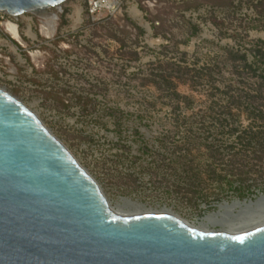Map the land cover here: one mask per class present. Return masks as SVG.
<instances>
[{"label": "rangeland", "instance_id": "374dc122", "mask_svg": "<svg viewBox=\"0 0 264 264\" xmlns=\"http://www.w3.org/2000/svg\"><path fill=\"white\" fill-rule=\"evenodd\" d=\"M138 4L142 22L121 13L92 21L85 0H69L47 10L58 15L53 37L34 15L35 44L1 29L0 86L95 176L113 208L124 199L195 226L263 213L264 119L246 106L264 91V0Z\"/></svg>", "mask_w": 264, "mask_h": 264}, {"label": "water", "instance_id": "95a60500", "mask_svg": "<svg viewBox=\"0 0 264 264\" xmlns=\"http://www.w3.org/2000/svg\"><path fill=\"white\" fill-rule=\"evenodd\" d=\"M67 1L0 0V11L43 16ZM0 264H264V222L207 230L160 210L115 211L95 176L0 86Z\"/></svg>", "mask_w": 264, "mask_h": 264}, {"label": "built area", "instance_id": "2783aa9c", "mask_svg": "<svg viewBox=\"0 0 264 264\" xmlns=\"http://www.w3.org/2000/svg\"><path fill=\"white\" fill-rule=\"evenodd\" d=\"M85 4V12L92 21L99 19L103 15L112 16L116 13H121L122 16L126 15L132 20H138L141 22L144 21V14L139 7L138 0H85ZM78 9L80 8L77 7L75 11V22L77 23L81 22V12L79 14V20H77ZM33 17L34 14L32 13H24L17 16H13L7 12L0 11V30L2 29L5 36L12 37L8 27H15L19 37L21 34V40H28V42L31 44L38 43L39 39L37 35L32 31ZM57 20L58 17L55 18V29L51 37H53L57 32ZM43 22H46L45 18H43V20L41 21V25ZM141 28L145 32V36L148 37L150 35V30L147 26V23H141ZM4 41L8 43V41H6L5 39ZM22 42L24 43L23 40ZM12 47H14L15 49H13ZM12 47V53L14 55H17L18 60L22 62V57L17 51L19 49L15 45H13Z\"/></svg>", "mask_w": 264, "mask_h": 264}, {"label": "bare ground", "instance_id": "6f19581e", "mask_svg": "<svg viewBox=\"0 0 264 264\" xmlns=\"http://www.w3.org/2000/svg\"><path fill=\"white\" fill-rule=\"evenodd\" d=\"M79 13H80V9L77 10V19H79V17H78ZM43 16L46 19V22L42 23V25H43V28L41 27L42 28V32L47 37H51L53 35L54 29H55V23H54L55 16H54V14H50V13L49 14L48 13L44 14ZM8 29H9V31H10V33H11V35L13 37H15V38L19 37L17 35V31H16L15 27H8ZM263 199H260V200H258L256 202L243 203L242 207L243 206L246 207V208L255 207L256 205H259V203H261V201ZM238 204H239L238 202H235V203H233L231 205L223 203L219 207L223 208V209H226L227 211H231V209L234 208V206L238 205ZM113 209L115 211H117V212H122V213H126V214H131V215L150 211L148 209H145L143 207V205H141V204H139L137 202H130V201H126L124 199L122 200V202H120L118 204L117 207H114ZM161 211L174 214L169 209H163ZM174 215H176V214H174ZM219 216H221V215H219ZM209 217L205 218V221L203 223H201L198 227H201V228H204V229H207V230H212L207 225L221 224L222 228L220 230H225V231H244V230H248L250 228L256 227L259 224L264 222V212L260 213V214L259 213L255 214L254 211L253 212L252 211L249 212L246 216H244L242 218H239V219H236V220H232L231 222H223L222 223L219 218H215L214 216H209Z\"/></svg>", "mask_w": 264, "mask_h": 264}, {"label": "trees", "instance_id": "16d2710c", "mask_svg": "<svg viewBox=\"0 0 264 264\" xmlns=\"http://www.w3.org/2000/svg\"><path fill=\"white\" fill-rule=\"evenodd\" d=\"M253 63H250V65H252ZM264 80V77H263ZM264 84V83H263ZM264 91H259L257 92L255 95H251L252 101L250 103L247 104L246 109L248 110L249 114L254 116L255 118H262L264 119V97L263 96ZM175 94L178 95V93L175 91ZM232 101L233 102H237L239 104H241V98L240 97H235L232 96ZM259 98L260 99V103L255 104L256 99ZM238 107V106H237ZM227 109L229 111H231V106L227 105ZM250 134V138H254V136H256L257 134H259L258 131H254V130H250L248 132Z\"/></svg>", "mask_w": 264, "mask_h": 264}]
</instances>
